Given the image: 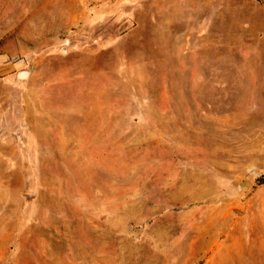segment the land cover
<instances>
[{"label": "rangeland", "instance_id": "rangeland-1", "mask_svg": "<svg viewBox=\"0 0 264 264\" xmlns=\"http://www.w3.org/2000/svg\"><path fill=\"white\" fill-rule=\"evenodd\" d=\"M0 264H264V0H0Z\"/></svg>", "mask_w": 264, "mask_h": 264}]
</instances>
